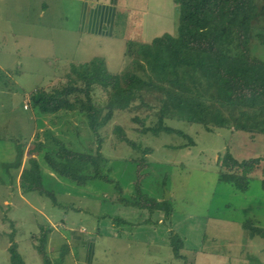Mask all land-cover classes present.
<instances>
[{
	"label": "rangeland",
	"instance_id": "rangeland-1",
	"mask_svg": "<svg viewBox=\"0 0 264 264\" xmlns=\"http://www.w3.org/2000/svg\"><path fill=\"white\" fill-rule=\"evenodd\" d=\"M4 1L0 2V21L5 15L10 26L4 23L0 28L16 31L20 45L7 58L11 77L0 73V264H12L8 249L13 232L25 264H43L32 237L48 226L67 239L70 231L80 229L95 238L94 264H183L173 256L172 233L183 239L182 254L189 264H264V239L243 228L250 222L264 229V164L251 176L245 191L221 181L218 166L227 149L238 160L264 159L263 134L225 128L207 131L172 113L166 115L165 124L190 135L195 145L183 146L188 141L176 133L141 132L157 124L162 99L160 90L146 88L143 101L115 111L101 129L106 170L111 168L108 180L77 186L52 174L43 161L46 150L56 149L55 139L88 153L95 152L97 143L79 109L41 115L32 107L33 91L66 84L72 64L95 57L104 58L111 72L136 70L133 57L125 56L129 48L177 33L174 1L119 0L112 37L89 36L79 30L85 3L108 5L112 0H10L9 11ZM23 21L27 26L20 25ZM251 50L264 60V46L257 40L252 41ZM107 99V92L95 87L93 100L101 114ZM116 126L138 148L120 141ZM30 158L38 159L45 188L56 194L63 207L55 206L48 196L21 189L20 171ZM143 197L160 205L169 201L170 219L161 210L131 205ZM128 217L132 223L117 220ZM117 233L121 238L113 236ZM63 247L67 250L61 251ZM63 247L56 254L49 252L54 264H66L77 253L74 246Z\"/></svg>",
	"mask_w": 264,
	"mask_h": 264
},
{
	"label": "trees",
	"instance_id": "trees-1",
	"mask_svg": "<svg viewBox=\"0 0 264 264\" xmlns=\"http://www.w3.org/2000/svg\"><path fill=\"white\" fill-rule=\"evenodd\" d=\"M173 1L178 10L177 33H165L150 43L129 48L126 55L133 57L136 70L111 72L104 58L95 57L72 64L66 84L33 91L31 104L41 115L79 109L87 118L97 143L95 152L88 153L74 151L55 139L56 149L46 150L43 155L52 174L77 186H85L95 179L108 180L111 168L106 170L108 159L102 152L101 129L112 120L115 111L126 110L137 100L143 101L146 88L160 90L162 99L157 124L141 132L176 133L188 141L183 146L195 145L190 135L165 124L166 115L172 113L188 123L202 125L207 131L225 128L264 135V60L254 56L251 50L253 40L264 46V0ZM95 87L108 94L104 114L93 100ZM114 131L120 141L138 148L120 126ZM262 163L264 159L260 157L238 160L227 149L218 160L219 179L245 191ZM19 179L24 192L36 191L50 197L55 206L63 207L56 194L45 188L38 159L28 160ZM136 188L142 197L137 184ZM143 198L131 205L148 211L161 210L170 219L173 209L169 201L160 205L156 200ZM117 220L128 224L121 218ZM243 228L251 236L264 239L263 228L250 222ZM52 231L51 226L41 227L39 236L32 237L43 264H54L48 251ZM9 236L11 263L25 264L14 242L15 233ZM170 246L176 259L189 264L182 254V238L172 233Z\"/></svg>",
	"mask_w": 264,
	"mask_h": 264
},
{
	"label": "crops",
	"instance_id": "crops-1",
	"mask_svg": "<svg viewBox=\"0 0 264 264\" xmlns=\"http://www.w3.org/2000/svg\"><path fill=\"white\" fill-rule=\"evenodd\" d=\"M3 1L4 0H0V2H3ZM118 1L119 0H112L111 1L112 3H110L108 5H104L102 3H93V2H92V4L85 3L84 4V11H83L84 13H83V17H82V21H81L79 30L85 34H88L89 36L99 35V36L112 37L113 33H114L115 19L117 16V3H118ZM9 2L11 3L10 0H7V7H6L7 11L10 10ZM4 5H5V1H4ZM3 8H4V6H3ZM4 10H5V8H4ZM43 14H44V10L41 11L40 16L42 17ZM5 18H8V17L5 15L2 16L1 21L3 23L1 24V21H0V26L4 25V23H7L8 26H10L9 22L6 21ZM24 19H26V17H24ZM27 24L28 23L26 21H23V23L22 22L20 23L21 26L22 25L27 26ZM106 25L110 26L109 30H106ZM19 37L17 36V32L14 30H12V31L7 30L6 27H4L2 29L0 28V53H1L0 54V73L2 72L3 75H5L7 78H10L12 75V72L8 69L9 65H7V64H9V63H7V60H8L7 58L12 55V52L19 51V49H18V47L20 45ZM9 38H11L12 41H10ZM126 52H125V54H126ZM125 56H127V55H125ZM85 62H87V61H85ZM17 64L20 65L19 60L17 61ZM1 75L2 74H0V79H1ZM25 109H28V108H25ZM23 167L21 168V171H22ZM21 171H20V174H21ZM19 178H20V176H19ZM101 206L102 205H100V207ZM78 209L83 210L82 208H78ZM87 210L88 209H86V212H87ZM100 212H102V211H100ZM123 220L127 221L128 224L132 223V221H131V219H129V217L126 219H123ZM145 223L147 225L149 224L148 222H145ZM109 235H111V234H109ZM113 236H115L117 238H121V233H117ZM95 243H96V239L86 235L84 229H80L77 232L76 231H70V238L67 239L64 236H62L58 230L53 228V231L50 235V239H49V243H48V251L53 253V254H56V252H58V250H60L65 244H67V246L71 245V246H74V248L77 250V253L76 254L74 253L76 257L74 255H73V257H70L69 262L66 264H94L95 254H96ZM149 247L150 246H147V248H148L147 254H149V252H150Z\"/></svg>",
	"mask_w": 264,
	"mask_h": 264
},
{
	"label": "built area",
	"instance_id": "built-area-1",
	"mask_svg": "<svg viewBox=\"0 0 264 264\" xmlns=\"http://www.w3.org/2000/svg\"><path fill=\"white\" fill-rule=\"evenodd\" d=\"M25 108H27V106H25Z\"/></svg>",
	"mask_w": 264,
	"mask_h": 264
}]
</instances>
